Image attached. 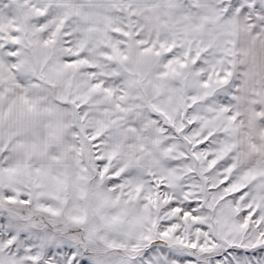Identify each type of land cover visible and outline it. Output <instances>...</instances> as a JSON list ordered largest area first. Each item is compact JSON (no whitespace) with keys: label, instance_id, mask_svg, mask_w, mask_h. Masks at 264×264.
<instances>
[{"label":"snow or ice","instance_id":"obj_1","mask_svg":"<svg viewBox=\"0 0 264 264\" xmlns=\"http://www.w3.org/2000/svg\"><path fill=\"white\" fill-rule=\"evenodd\" d=\"M0 264H264V0H0Z\"/></svg>","mask_w":264,"mask_h":264}]
</instances>
